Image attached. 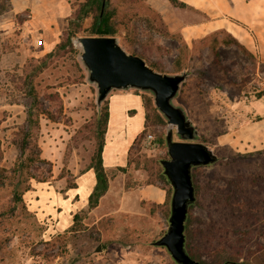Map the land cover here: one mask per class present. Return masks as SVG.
<instances>
[{"label": "rangeland", "instance_id": "obj_1", "mask_svg": "<svg viewBox=\"0 0 264 264\" xmlns=\"http://www.w3.org/2000/svg\"><path fill=\"white\" fill-rule=\"evenodd\" d=\"M84 1L0 0V264H175L165 248L152 245L168 228L170 206L167 212H151L154 203L140 195L151 173L158 169L163 173L160 160L168 158L165 133L170 128L165 121L147 129L153 140L144 136L131 150L125 168L106 173V192L93 204L87 202L70 231L50 238L43 234L45 221L37 215L45 207L41 202L36 208L35 199L47 201L48 190L64 196L74 188L76 178L92 170L99 142L100 110L95 88L86 82L78 60L76 38L92 36L94 16L106 14L113 36L127 52L141 56L159 72L189 73L177 102L198 130L196 141L218 157L215 164L193 170L200 204L188 211L191 219L203 221H208L211 208L210 189L224 190L240 176L247 190L259 191L252 176L262 171L264 156L248 155L258 150L236 152L217 140L259 117L249 115L264 105V61L224 44L229 39L225 30L194 32L189 37L188 27L196 28L205 16L181 0H102L100 9L81 22L72 39L75 51L52 55L41 73L27 78L31 66L38 65L32 60L55 52L67 18ZM29 80L46 112L31 125ZM28 131L30 137L25 136ZM25 142L38 151L39 159L16 173L13 168ZM18 180L24 209L17 207L11 214ZM150 186L167 189L159 180ZM259 197L255 199L264 200V194ZM197 226L193 221L191 227ZM258 242L264 243L261 238Z\"/></svg>", "mask_w": 264, "mask_h": 264}, {"label": "trees", "instance_id": "obj_2", "mask_svg": "<svg viewBox=\"0 0 264 264\" xmlns=\"http://www.w3.org/2000/svg\"><path fill=\"white\" fill-rule=\"evenodd\" d=\"M171 3H176L177 0H169ZM102 5V0H85L76 10L72 12L67 18L66 30L63 37L56 45L55 52L48 53L45 58L37 62V66H31L30 71L26 72V77L33 79L46 68V60L52 55L58 56L66 49L73 50L72 39L77 37V33L81 22L89 17L94 10L98 11ZM90 34L92 36H113L115 30L110 24L109 17L106 14L100 15L99 13L94 16L91 25ZM228 35V40L224 43L226 45H233L238 48L244 55L251 56L250 52L240 44L233 36ZM141 57V56H140ZM142 58V57H141ZM154 68V67H152ZM28 86L30 91L27 96L31 98L30 109L28 113V125H31L33 119H37L39 114H46L42 109V105L38 102V96L35 92L31 80ZM183 88L181 89V93ZM139 94L138 92H136ZM145 107V121L144 130L136 137L128 152V163L131 150L136 146L143 137L146 135L147 129L152 126L165 125L163 118L155 110L152 101L149 97L142 94ZM35 109V113L33 112ZM97 120V134L99 142L97 149L93 156V165L90 169L95 174L96 184L88 197V202L93 204L101 197L107 190V178L102 165V150L104 147V135L107 128L108 111L107 100L103 103L100 111L96 113ZM29 131L25 133L28 137ZM30 137V136H29ZM164 143V141H161ZM26 144L21 148L22 157L18 165L14 167V172L20 173L24 169H28L32 163L39 159V153L34 148L30 149V144ZM264 156V149L249 153ZM207 167V166H206ZM198 168V167H196ZM192 169V181L195 189V203L189 207L192 209L195 205L200 204L199 187L195 183L194 174ZM1 175V172H0ZM240 176H237L224 190L210 189L209 191V206L211 207L208 213V221L191 219L189 211L185 221V249L188 255L198 261L200 264H264V243L258 242L261 238L264 242V200L255 199L264 194V167L262 171L253 177L254 185L258 186V192H252L241 182ZM154 178V180H150ZM156 180L163 181L167 185L165 190L166 199L163 204H151V212L153 210L169 211V201L172 189L166 177L163 175L162 170L158 169L153 174L149 175V180L145 185H152ZM2 181H0V184ZM21 180H18L14 185L13 199L11 202V214L14 213L17 207L24 209L22 198L19 192ZM92 202V203H91ZM77 216L74 217V223ZM197 223V227L192 228L191 224ZM254 239L253 249H249V244ZM248 248H245V247ZM257 254V256H256ZM256 257H253V256Z\"/></svg>", "mask_w": 264, "mask_h": 264}, {"label": "water", "instance_id": "obj_3", "mask_svg": "<svg viewBox=\"0 0 264 264\" xmlns=\"http://www.w3.org/2000/svg\"><path fill=\"white\" fill-rule=\"evenodd\" d=\"M76 45L86 82L95 88L98 110L113 92L136 91L151 98L157 113L170 126L165 133L168 158L160 160L172 189L168 228L152 245L165 248L175 264H200L185 249V221L196 200L192 169L213 165L218 157L206 144L196 141L198 130L177 102L189 73L159 72L140 56L127 52L114 36H80Z\"/></svg>", "mask_w": 264, "mask_h": 264}, {"label": "crops", "instance_id": "obj_4", "mask_svg": "<svg viewBox=\"0 0 264 264\" xmlns=\"http://www.w3.org/2000/svg\"><path fill=\"white\" fill-rule=\"evenodd\" d=\"M181 1L192 5L205 16V20L196 28L188 27L189 37L194 32L225 30L254 57L264 61V0ZM141 95L132 91L114 92L107 99L108 120L102 150V165L105 173L126 167L129 149L136 137L144 130L145 107ZM255 112L250 111L249 117L253 115L259 117L243 123L236 130L222 134L217 140L218 144L244 153L262 149L264 105L255 107ZM74 183L75 187L65 191L64 196H60V192L53 189L46 192L47 201L40 199L37 202L35 199L38 203L35 205L36 208L42 205L41 202L44 203L42 207L45 208L38 211L37 217L42 222L45 221L43 234L47 238L72 229L74 217L86 207L88 197L95 187L93 170L78 176ZM140 195L155 204H163L166 199L164 190L150 185L142 187Z\"/></svg>", "mask_w": 264, "mask_h": 264}, {"label": "built area", "instance_id": "obj_5", "mask_svg": "<svg viewBox=\"0 0 264 264\" xmlns=\"http://www.w3.org/2000/svg\"><path fill=\"white\" fill-rule=\"evenodd\" d=\"M145 140L151 142L153 140V135L152 134L145 135Z\"/></svg>", "mask_w": 264, "mask_h": 264}, {"label": "bare ground", "instance_id": "obj_6", "mask_svg": "<svg viewBox=\"0 0 264 264\" xmlns=\"http://www.w3.org/2000/svg\"><path fill=\"white\" fill-rule=\"evenodd\" d=\"M118 124V123H117ZM122 124V123H121ZM119 127V126H118ZM131 127V126H130ZM129 128V127H128ZM129 130V129H128ZM130 131V130H129ZM131 132V131H130ZM109 155V154H108ZM109 157V156H108ZM110 158V157H109ZM108 159V158H107Z\"/></svg>", "mask_w": 264, "mask_h": 264}]
</instances>
